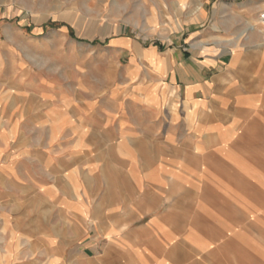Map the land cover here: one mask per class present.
<instances>
[{
    "label": "crops",
    "instance_id": "crops-1",
    "mask_svg": "<svg viewBox=\"0 0 264 264\" xmlns=\"http://www.w3.org/2000/svg\"><path fill=\"white\" fill-rule=\"evenodd\" d=\"M263 7L220 0L186 36L113 38L105 73H84L71 88L53 85L24 104L1 91L0 264H264L259 180L254 196L244 189L217 211L191 195L208 184L216 153L230 157L240 143V118L264 115ZM24 116L46 128L43 157L17 131ZM81 175L97 182L94 211L55 195L63 180L86 196ZM24 180L32 198L46 196L45 215L24 206ZM113 181L128 182L125 201L112 198ZM56 200L73 236L48 231Z\"/></svg>",
    "mask_w": 264,
    "mask_h": 264
},
{
    "label": "rangeland",
    "instance_id": "rangeland-1",
    "mask_svg": "<svg viewBox=\"0 0 264 264\" xmlns=\"http://www.w3.org/2000/svg\"><path fill=\"white\" fill-rule=\"evenodd\" d=\"M219 1L0 0V77L3 79L0 92L16 96V103L19 100L18 104H24L33 100L34 94L43 98L52 92L53 85L71 88L84 73L88 78L94 77L96 71L105 73L109 60L106 49L113 38L127 34L151 44L158 37L166 38L182 32L186 36L191 30L203 29V22L199 21L201 14L211 13ZM240 119L243 125L237 128L238 137L235 138L240 143L234 144L230 157H226L227 151L216 153L208 184L202 182L199 195L191 194L199 197L197 204L214 211L237 204L244 189L254 196L257 180L264 189V115ZM31 124V118L24 116L16 129L26 144L34 149L29 148L43 157L47 151L48 133L45 127L36 128ZM60 137L56 141L61 140ZM27 159L23 160L24 170L36 172V164ZM243 173L252 177L244 182ZM81 177L78 187L86 196L78 197L74 187L63 180L56 181L55 195L73 203L81 200L94 211L100 202V198L94 196L97 182L86 175ZM111 183L114 186L112 198L125 201L123 183L128 182ZM30 184L29 180H24L23 191L29 195L24 206L29 212L39 208L45 215L46 196L32 198ZM54 204V228L48 231L55 237L68 233L73 236L74 229L61 219L62 202L56 200ZM262 205L264 216V192ZM86 218L89 226L86 236L90 237L93 236L94 219L90 214ZM41 230L45 235L46 229Z\"/></svg>",
    "mask_w": 264,
    "mask_h": 264
},
{
    "label": "built area",
    "instance_id": "built-area-1",
    "mask_svg": "<svg viewBox=\"0 0 264 264\" xmlns=\"http://www.w3.org/2000/svg\"><path fill=\"white\" fill-rule=\"evenodd\" d=\"M258 17L259 20L264 23V7L260 10Z\"/></svg>",
    "mask_w": 264,
    "mask_h": 264
}]
</instances>
